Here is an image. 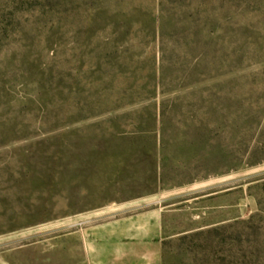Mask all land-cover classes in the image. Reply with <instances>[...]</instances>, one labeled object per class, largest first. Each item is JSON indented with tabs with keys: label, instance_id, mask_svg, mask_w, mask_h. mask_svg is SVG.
<instances>
[{
	"label": "rangeland",
	"instance_id": "obj_1",
	"mask_svg": "<svg viewBox=\"0 0 264 264\" xmlns=\"http://www.w3.org/2000/svg\"><path fill=\"white\" fill-rule=\"evenodd\" d=\"M239 112L264 114V0H0V264L147 223L151 264H264Z\"/></svg>",
	"mask_w": 264,
	"mask_h": 264
},
{
	"label": "crops",
	"instance_id": "obj_2",
	"mask_svg": "<svg viewBox=\"0 0 264 264\" xmlns=\"http://www.w3.org/2000/svg\"><path fill=\"white\" fill-rule=\"evenodd\" d=\"M122 233L70 241L68 255L78 264H151V223L119 224ZM83 260V261H82Z\"/></svg>",
	"mask_w": 264,
	"mask_h": 264
},
{
	"label": "trees",
	"instance_id": "obj_3",
	"mask_svg": "<svg viewBox=\"0 0 264 264\" xmlns=\"http://www.w3.org/2000/svg\"><path fill=\"white\" fill-rule=\"evenodd\" d=\"M152 22H153L154 31L158 32L159 26L162 25V18H160V16L158 15L154 16L152 18ZM210 90L212 89H206V90L200 91L199 93H202L201 95L210 96V93H211ZM206 104H207V101H204L203 106L205 108L207 107ZM171 109H172L171 111H175L176 107L173 105ZM165 117H166V111L163 110L162 118L165 119ZM229 129H230V136H232L235 140L233 146H234V149L237 155L236 160L239 158L238 157L239 152L241 153L239 148L242 145H247V144L249 145L248 143L249 140L255 134L258 135V143L256 144L255 147L249 150L247 155L246 156L244 155V157L249 162H253V160H255L256 158L260 156H264V114L262 115L260 114L254 117V119H251L250 115L247 116V114H243L239 112L233 115L232 121L230 122ZM164 145H165L164 142H162L161 149L159 151L161 166L167 160V156L164 152L165 150Z\"/></svg>",
	"mask_w": 264,
	"mask_h": 264
}]
</instances>
